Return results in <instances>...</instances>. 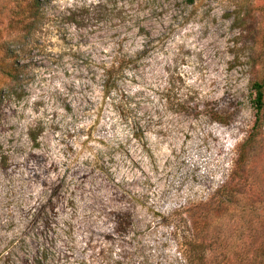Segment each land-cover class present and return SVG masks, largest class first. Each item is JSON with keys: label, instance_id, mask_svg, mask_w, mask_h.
Segmentation results:
<instances>
[{"label": "rangeland", "instance_id": "obj_1", "mask_svg": "<svg viewBox=\"0 0 264 264\" xmlns=\"http://www.w3.org/2000/svg\"><path fill=\"white\" fill-rule=\"evenodd\" d=\"M44 1L20 45L0 0V264H190L191 240L203 264H253L264 0ZM222 187L231 206L194 233Z\"/></svg>", "mask_w": 264, "mask_h": 264}, {"label": "trees", "instance_id": "obj_2", "mask_svg": "<svg viewBox=\"0 0 264 264\" xmlns=\"http://www.w3.org/2000/svg\"><path fill=\"white\" fill-rule=\"evenodd\" d=\"M196 0H188L189 4H193ZM14 11H15V26L20 39L19 44H24L30 38H32L37 31L41 28L44 20V0H13ZM5 54H10L14 56L15 51H11L8 45H5ZM4 49V48H3ZM2 49V50H3ZM16 53V52H15ZM18 53V52H17ZM120 69V67H118ZM2 73L10 78L13 82L20 81L22 74L20 65H16L10 71L6 69L2 70ZM112 73V72H111ZM105 93L109 94L110 91L115 88V83L113 87H110V81L106 79L103 86ZM253 90L255 92V99L253 100V105L256 110L257 121L262 120V114H264V77L261 81L256 82L253 85ZM230 187H222L215 198L205 205L206 209H197L192 213L191 218V228L194 233L199 235V232H204L206 226L208 225V220L211 217V213L217 211V214L225 211L230 207V201L234 198L235 189ZM214 208V209H213ZM213 209V211H211ZM211 212V213H210ZM193 226V227H192ZM198 233H197V232ZM195 235V234H194ZM207 249L203 247V244L196 242V240H191L187 245L186 251H188V256L190 258V264H203ZM253 264H264V244L255 254V260Z\"/></svg>", "mask_w": 264, "mask_h": 264}]
</instances>
